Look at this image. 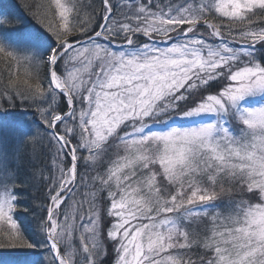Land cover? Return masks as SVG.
<instances>
[{
    "label": "rangeland",
    "instance_id": "1",
    "mask_svg": "<svg viewBox=\"0 0 264 264\" xmlns=\"http://www.w3.org/2000/svg\"><path fill=\"white\" fill-rule=\"evenodd\" d=\"M100 1L104 17L108 9ZM108 2L114 10L102 35L55 61L54 85L74 98L71 115L53 123L64 147L49 131L52 114L67 111L55 112L62 95L49 79L53 104L46 94L32 116L40 126L22 121L51 150L44 176L48 211L57 205L43 222L44 264H56L55 245L60 264L99 262L102 205L113 264H203L190 246L192 234L212 250L209 264H264V68L255 48L264 40V20H248L264 0ZM50 3L57 22L45 27L56 44L48 49L29 37L22 41L23 58L46 63L47 71L50 58L83 38L72 29L88 28L71 23L69 0ZM210 87L214 93H203ZM11 102L0 86V103ZM121 128L115 142L121 149L107 166L105 142ZM67 152L75 160L74 187ZM153 164L168 179L160 193ZM228 178L256 189L261 199L226 206L218 199L220 185L208 186ZM239 193L232 191L242 198ZM12 204L10 191L0 188V221H11Z\"/></svg>",
    "mask_w": 264,
    "mask_h": 264
},
{
    "label": "trees",
    "instance_id": "2",
    "mask_svg": "<svg viewBox=\"0 0 264 264\" xmlns=\"http://www.w3.org/2000/svg\"><path fill=\"white\" fill-rule=\"evenodd\" d=\"M140 1H123V3L137 5ZM50 2L51 0H0V86L9 94L12 101L6 107L0 103V112L8 111L6 116L1 117L0 115V121L3 123L0 130V188L9 190L13 196V204L8 216L11 221H0V264H44L48 255L45 248L48 244L43 232V222L48 213L50 194L44 176L45 173H49L48 163H50L51 150L43 134H34L31 126H25L22 121L32 119L33 123L40 126L39 121L37 122L32 116L35 117L40 113L46 94L49 96L45 98L47 104L51 102V89L47 85L46 63L34 64L32 60L28 61L23 58L22 41L29 37L42 43L48 49L56 44L50 33L51 29L45 27V22L52 26L51 21H56ZM69 2L73 5V16L75 17H72L71 23L88 26L82 30L72 29L74 30L72 32L79 38L95 33L103 19L96 7L101 1L69 0ZM261 19L264 20V9L248 14L250 21ZM255 48L262 51L260 63L264 68V42H259ZM55 71L59 73L60 68H55ZM24 89L26 92L22 96ZM203 93L214 92L210 87L203 90ZM57 105L55 112H65L68 108V101L61 96ZM8 117L10 119L6 122ZM44 123L41 124L44 125ZM124 131L121 128L119 134L105 144L107 149L104 158L107 166L115 161L114 150L121 149V147H116L115 142ZM121 155L124 157L125 153ZM153 170L159 186L157 192L160 193L159 189L168 179L158 165L153 164ZM156 170H159V175ZM126 171L127 169L124 171L123 178L125 183H129L126 181ZM105 178L104 175V180ZM203 182L206 180H201V183ZM219 182L216 186L208 187L217 190L220 185L223 191L218 199L226 206H229L233 200L247 201L252 204L261 199L258 191L246 188L245 183L232 182L229 178ZM234 189L240 192L239 196L244 199L232 194ZM102 207L105 210H101V218L104 221L101 236L105 252L97 264H113L115 257L111 254V243L108 239V228L111 223L108 221V208L104 205ZM189 239L191 248L193 246L195 250L193 254L198 256L199 263L209 264L207 259L212 255V250L206 248L204 250L201 246H204L202 242L194 241V234Z\"/></svg>",
    "mask_w": 264,
    "mask_h": 264
},
{
    "label": "water",
    "instance_id": "3",
    "mask_svg": "<svg viewBox=\"0 0 264 264\" xmlns=\"http://www.w3.org/2000/svg\"><path fill=\"white\" fill-rule=\"evenodd\" d=\"M103 2L106 4V6H107L108 9H109V14H108V16H106V17L104 18V21H103V23H104V22L108 19V17L111 15V8L109 7V5H108V3H107V0H103ZM103 23H102V25H103ZM102 25H101V27L99 28V30H98L97 33H95L94 35H92V36H90V37H88V38H85L84 40H80V41H78V42L72 44V45L69 46V47L64 48L63 50L60 51V53H59L58 55H56L54 58H52V59L49 61V67H48L49 81H50V83H51V86H52L56 91H58L59 93L63 94L64 96H66V97L69 99V101H70L69 111H70L71 108H72V98H71V94L69 93V91H68L67 88H65V87H56V86L54 85V83H53V82H54V80H53V76H54V62H55V60L57 59V57H58L59 55H61L62 53H64V52L70 50L71 48H73V47H75V46H79V45H82V44H84V43H87V42H89L90 40L96 38L98 35H100V33H101V29H102ZM61 118H63V115L56 117V118L52 121V126H51V129H50V130H51V132L53 133V135L55 136V138H56L59 142L62 143L60 136L57 135V134L55 133L54 126H53V123L57 122V121H58L59 119H61ZM62 144H63V143H62ZM63 146H64V145H63ZM70 159H71V162H72V177H73V187H74V185H75V161H74V158H73L72 156H70ZM68 193H69V192H68ZM56 205H57V202L54 203L53 206L51 207V209H50V211H49V214H48V217H47V220H46V222H45V225H47L48 220H49V216H50L52 210L56 207ZM56 246H57V245H56ZM59 256H60V255H59V252H58V250H56V251H55V260H56V263H57V264H59V262H60V261H59V260H60V257H59Z\"/></svg>",
    "mask_w": 264,
    "mask_h": 264
}]
</instances>
